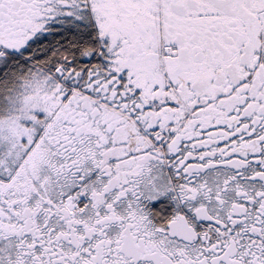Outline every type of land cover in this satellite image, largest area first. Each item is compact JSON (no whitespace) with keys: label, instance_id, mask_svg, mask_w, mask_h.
Segmentation results:
<instances>
[{"label":"snow or ice","instance_id":"obj_1","mask_svg":"<svg viewBox=\"0 0 264 264\" xmlns=\"http://www.w3.org/2000/svg\"><path fill=\"white\" fill-rule=\"evenodd\" d=\"M0 264H264V0H0Z\"/></svg>","mask_w":264,"mask_h":264}]
</instances>
